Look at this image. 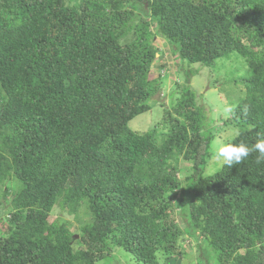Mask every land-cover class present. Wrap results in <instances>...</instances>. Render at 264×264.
I'll return each mask as SVG.
<instances>
[{"label": "trees", "instance_id": "1", "mask_svg": "<svg viewBox=\"0 0 264 264\" xmlns=\"http://www.w3.org/2000/svg\"><path fill=\"white\" fill-rule=\"evenodd\" d=\"M157 36L188 64L244 59L223 127L253 145L264 0H0V264H171L189 239L198 264H264L258 153L203 176L214 135L185 84L161 121L129 128L161 92Z\"/></svg>", "mask_w": 264, "mask_h": 264}, {"label": "rangeland", "instance_id": "2", "mask_svg": "<svg viewBox=\"0 0 264 264\" xmlns=\"http://www.w3.org/2000/svg\"><path fill=\"white\" fill-rule=\"evenodd\" d=\"M154 41L160 50L158 54L160 57L152 64L153 71L150 74L149 81L156 80L159 77L161 92L154 96L150 111L130 122L129 128L134 132H143L161 121L163 114L160 108L161 104L169 105L170 96L177 91L176 87L185 84L195 93L198 104L202 105L199 107L204 108L203 112L206 118L204 126H208L210 134L214 135L213 138H210L209 155L203 175L205 177L212 176L219 171L222 164L221 161L214 158L217 147L219 144L226 142L227 138L230 139L232 135H235L236 129L224 128L223 124L228 123V119L233 115L234 107L245 95V88L240 80L249 77L250 69L244 59L236 52L231 53L228 57L218 59L211 66L188 64L177 58V53L169 42L167 43L159 36ZM190 72L192 74H189ZM184 74L189 77H184ZM181 166L186 168L184 164ZM182 178L183 175L181 174L180 179ZM55 215L58 216V212L51 217V220L56 218ZM75 225L74 223L73 227ZM185 244L184 249L188 256L184 260L178 259L171 264H198L194 244L190 239ZM161 263L164 264V261ZM98 264L142 263L134 262L128 255H118L117 259L111 262L106 263L103 261ZM200 264H202V261H200Z\"/></svg>", "mask_w": 264, "mask_h": 264}, {"label": "clouds", "instance_id": "3", "mask_svg": "<svg viewBox=\"0 0 264 264\" xmlns=\"http://www.w3.org/2000/svg\"><path fill=\"white\" fill-rule=\"evenodd\" d=\"M159 57L158 55L157 59ZM256 136V142L251 146L243 141L239 143L224 142L219 144L214 158L218 161H222L228 168H231L234 165L241 164L251 153L256 152L258 153L256 163L264 164V133L257 132Z\"/></svg>", "mask_w": 264, "mask_h": 264}]
</instances>
